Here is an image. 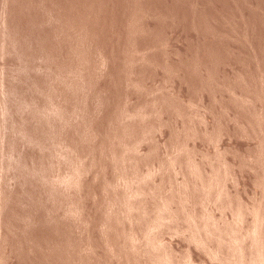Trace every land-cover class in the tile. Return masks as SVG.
<instances>
[{"label": "rangeland", "instance_id": "obj_1", "mask_svg": "<svg viewBox=\"0 0 264 264\" xmlns=\"http://www.w3.org/2000/svg\"><path fill=\"white\" fill-rule=\"evenodd\" d=\"M0 264H264V0H0Z\"/></svg>", "mask_w": 264, "mask_h": 264}, {"label": "bare ground", "instance_id": "obj_2", "mask_svg": "<svg viewBox=\"0 0 264 264\" xmlns=\"http://www.w3.org/2000/svg\"><path fill=\"white\" fill-rule=\"evenodd\" d=\"M111 142H112V141H111ZM69 171H70V170H69ZM71 171H72V170H71ZM75 175H76V174H75ZM75 175H74V176H75ZM214 227H215V226H214ZM166 235H167V234H166ZM156 236H157V235H156ZM167 236H168V235H167ZM179 237H180V236H179ZM154 238H155V237H154ZM181 238H182V237H181ZM200 242H201V241H200ZM198 243H199V242H198ZM198 243H197V244H198ZM201 243H203V242H201ZM203 244H204V243H203ZM198 246H199V245H198ZM202 247H203V246H202ZM217 247H219V246H217ZM202 249L205 250L204 247H203ZM218 250H220V249H218ZM222 250H223V249H222ZM222 250H221V251H222ZM205 251H206V250H205ZM210 251H211V250H210ZM218 252H219V251H218ZM215 253H216V252H215ZM222 253H223V252H222ZM208 254H209V253H208ZM220 254H221V253H220ZM206 255H207V254H206ZM216 256H217V255H216ZM217 257H218V256H217ZM211 259H212V257H211ZM212 260H213V259H212Z\"/></svg>", "mask_w": 264, "mask_h": 264}]
</instances>
